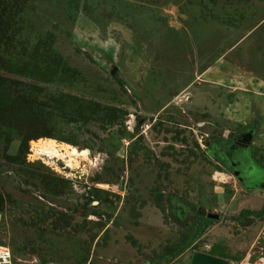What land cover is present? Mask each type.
<instances>
[{"label": "rangeland", "instance_id": "rangeland-1", "mask_svg": "<svg viewBox=\"0 0 264 264\" xmlns=\"http://www.w3.org/2000/svg\"><path fill=\"white\" fill-rule=\"evenodd\" d=\"M247 132L264 170V0H0L15 264H264V178L214 152ZM45 139L88 153L42 155Z\"/></svg>", "mask_w": 264, "mask_h": 264}, {"label": "water", "instance_id": "water-1", "mask_svg": "<svg viewBox=\"0 0 264 264\" xmlns=\"http://www.w3.org/2000/svg\"><path fill=\"white\" fill-rule=\"evenodd\" d=\"M250 141H251V134L246 133L243 139L241 140V143L237 142L231 146V150H233L231 154L232 157H230L228 153V156L230 157V160H232V164L234 167L236 166L238 162V159H236L237 158L236 156L240 153H241V156L243 155H244L243 157L246 156L247 161L250 163V167H253V168H250L248 171L245 170L244 167L241 168V166H239L238 168L235 167L234 175L238 177L240 181H243V178H248L249 180H251V179L259 177V169L257 168V166H255V164L253 163L251 164V158L249 155ZM244 170L246 171V174ZM184 208L185 207L183 206V204L180 203V206L177 209V213L179 214L180 217H182V210ZM196 213L204 217L215 218V219L219 218L218 214L209 213L203 207L197 208ZM189 264H230V261L229 259L215 256V255H212L206 252L195 251L191 257Z\"/></svg>", "mask_w": 264, "mask_h": 264}, {"label": "flooded vegetation", "instance_id": "flooded-vegetation-1", "mask_svg": "<svg viewBox=\"0 0 264 264\" xmlns=\"http://www.w3.org/2000/svg\"><path fill=\"white\" fill-rule=\"evenodd\" d=\"M248 133V132H247ZM246 133H243L242 135H240V137H237L235 140L233 139V140H230V141H227V142H223V143H221L220 144V146L218 147V148H215V150H214V152L216 153V154H218V155H221V156H223V158L225 159V161H226V163L230 166V167H232L233 168V172L235 171V167L236 168H238L239 166H241V168H245V170H249L250 168H253V167H250V163L247 161V159H246V156L245 157H243V156H241V153L240 154H238L236 157V159H238V162H237V164H236V166L234 167L233 166V164H232V160H230V157H232L231 156V154H232V151L233 150H231V146L234 144V143H241V140L243 139V137H244V135H245ZM251 134V133H250ZM252 136V135H251ZM249 148H250V143H249ZM238 150H240V149H238ZM250 151H251V148L249 149V155H250V158H251V164L253 163V164H255V166H257V168L259 169V177H257V178H264V170L263 169H261L260 167H258V165L253 161V158L251 157V153H250ZM228 153H229V156H228ZM238 165V166H237ZM244 170V172H245V174H246V171ZM257 178H254V179H251V180H249L248 178H243V181H240L241 183H244V184H247V183H249V182H251L252 180H255V179H257ZM264 180V179H263ZM262 180V181H263ZM263 184H264V181H263ZM183 204V203H182ZM185 207V206H184ZM183 212H182V217H184V216H190V214H188L187 212L188 211H191L189 208H187L186 209V207L182 210ZM187 211V212H186Z\"/></svg>", "mask_w": 264, "mask_h": 264}, {"label": "bare ground", "instance_id": "bare-ground-1", "mask_svg": "<svg viewBox=\"0 0 264 264\" xmlns=\"http://www.w3.org/2000/svg\"><path fill=\"white\" fill-rule=\"evenodd\" d=\"M58 148L62 149L63 152L59 153ZM40 154L42 155H48L51 153H54L58 157H69L70 160H74L76 156H86L87 155V150H78L74 146L65 144V143H60L56 142L52 139H45L43 140L41 147H39ZM74 156V157H73ZM74 166V165H73Z\"/></svg>", "mask_w": 264, "mask_h": 264}, {"label": "built area", "instance_id": "built-area-1", "mask_svg": "<svg viewBox=\"0 0 264 264\" xmlns=\"http://www.w3.org/2000/svg\"><path fill=\"white\" fill-rule=\"evenodd\" d=\"M13 259L10 246L0 243V264H13Z\"/></svg>", "mask_w": 264, "mask_h": 264}, {"label": "crops", "instance_id": "crops-1", "mask_svg": "<svg viewBox=\"0 0 264 264\" xmlns=\"http://www.w3.org/2000/svg\"><path fill=\"white\" fill-rule=\"evenodd\" d=\"M217 242V241H216ZM248 242H246V243H244V246H245V244H247ZM253 243H255V240H254V242ZM252 246H253V244H251ZM234 246H236V244H234ZM242 247H243V245H242ZM249 250V249H248ZM228 252H230V250H228ZM210 254V253H209ZM215 256H219V257H223V258H226V259H229V261H230V264L231 263H234V259L233 258H228L227 256H222L221 254H214ZM243 261H248V262H250V263H257L258 262V260H255V257H253L252 255H251V253L250 252H246V255L244 254L243 255Z\"/></svg>", "mask_w": 264, "mask_h": 264}, {"label": "trees", "instance_id": "trees-1", "mask_svg": "<svg viewBox=\"0 0 264 264\" xmlns=\"http://www.w3.org/2000/svg\"><path fill=\"white\" fill-rule=\"evenodd\" d=\"M0 137L5 141V143L7 142V140H8V138L7 137H5V135H4V133L2 134V133H0ZM1 243V242H0ZM12 251V250H11ZM12 254H13V258L15 257L14 256V253L12 252ZM15 259V258H14ZM13 259V260H14ZM13 264H15V260L13 261Z\"/></svg>", "mask_w": 264, "mask_h": 264}]
</instances>
